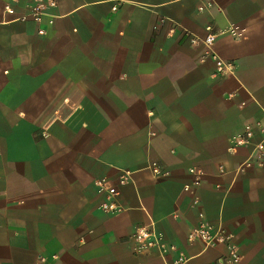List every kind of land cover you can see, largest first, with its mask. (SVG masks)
Wrapping results in <instances>:
<instances>
[{"label":"crops","instance_id":"1","mask_svg":"<svg viewBox=\"0 0 264 264\" xmlns=\"http://www.w3.org/2000/svg\"><path fill=\"white\" fill-rule=\"evenodd\" d=\"M18 1L0 0V264H176L134 250L150 224L185 264L226 256L190 237L202 226L264 264V163L230 151L262 136L264 0H55L53 29Z\"/></svg>","mask_w":264,"mask_h":264},{"label":"built area","instance_id":"2","mask_svg":"<svg viewBox=\"0 0 264 264\" xmlns=\"http://www.w3.org/2000/svg\"><path fill=\"white\" fill-rule=\"evenodd\" d=\"M207 4V7L212 6V0H204ZM14 3L5 4L3 7V12L5 14L14 15L15 14V4H17L18 0H12ZM28 9L29 14L27 15L36 23H42L45 21L47 27L53 29L55 16L51 13L53 9L57 7V3L55 0H28ZM115 10V8H113ZM18 19L23 20L25 17H19ZM207 31L210 30L209 27L206 28ZM38 33L40 35L46 34V29H39ZM214 36L209 34L204 39V44L207 47H210L213 43ZM209 55V54H208ZM217 75L223 76L226 73L230 72V64L225 63L218 57H214ZM261 139L255 143L251 142L253 137L252 129L249 126L245 127L244 133L235 138L234 142L230 147V151L236 149L238 147H251V157L249 161H247L246 165L250 166H260L264 163V126H260ZM153 173L156 176L161 174V171L158 169L155 163L151 166ZM189 173L194 176L192 185L197 187L201 183L202 173L200 170L196 168L189 169ZM124 183V180L121 181ZM96 186L98 189L105 191L107 198L106 201L102 204L101 208L103 211L107 213H116L120 211V207L115 203V197L118 195V191L115 187L107 184L106 181L101 180L96 182ZM191 186H184L185 191H190ZM194 204H197V201L194 200ZM190 237H198L201 239L206 247H211L217 244H223L226 247V256L222 259H219L215 262V264H240L242 257L239 252L238 246L232 242V236L225 233L222 229H217L212 231V229L207 227H200L191 232ZM134 243V250L137 253L146 252L151 249H159L166 251L167 253H173L176 258V264H185L188 260L184 257L175 246L167 245L163 246L160 241V238L155 231L152 224L147 227L138 228L132 236ZM41 260L35 264H41Z\"/></svg>","mask_w":264,"mask_h":264}]
</instances>
